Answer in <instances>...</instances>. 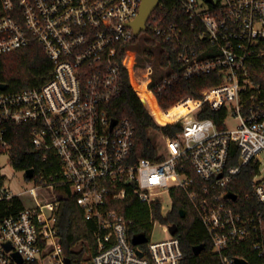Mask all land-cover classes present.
I'll return each mask as SVG.
<instances>
[{
  "label": "built area",
  "instance_id": "1",
  "mask_svg": "<svg viewBox=\"0 0 264 264\" xmlns=\"http://www.w3.org/2000/svg\"><path fill=\"white\" fill-rule=\"evenodd\" d=\"M161 1L144 30L150 27L172 42L187 78L219 71L222 79L203 91L197 108L175 121L183 125L177 136L164 134L169 154L134 160V124L122 118L111 127L104 105L122 90L131 52L127 48L122 56V50L136 35L130 22L143 0H0V54L37 41L53 62L41 85L0 91V264H19L14 252L24 261L66 264L57 228L60 184L96 222L97 251L89 264H183L181 240L170 224L168 237L153 241L151 232L160 222L154 219L147 241L135 244L133 221L111 205L133 194L164 206L166 197L173 202L175 188L187 192L209 234L210 248L198 255L210 257L209 264H264V208L237 209L239 194L233 199L227 188L252 163L254 195L264 205V83L254 75L256 64L264 66V0H175L192 20L188 30L168 20ZM143 68L142 80L151 90L155 62ZM169 84L165 78L158 90ZM205 102L229 109L224 128L197 115ZM9 123L32 124V143L50 160L48 174L40 169L28 177L23 169L31 188L15 189L6 172L13 165ZM233 144L239 161L228 165ZM188 162L201 183L186 170ZM14 198L24 202L18 212L10 210Z\"/></svg>",
  "mask_w": 264,
  "mask_h": 264
},
{
  "label": "trees",
  "instance_id": "2",
  "mask_svg": "<svg viewBox=\"0 0 264 264\" xmlns=\"http://www.w3.org/2000/svg\"><path fill=\"white\" fill-rule=\"evenodd\" d=\"M161 3L166 4L164 11L167 13L168 20L179 23L185 30L189 29L192 20L177 7L175 0H162ZM147 31L148 36L141 45L136 47V62L138 66H145L147 62H157L160 67V70L154 72L150 84V88L156 96L150 91L153 97V105L162 115L185 99L200 102L198 99L203 97V91L206 88L221 82L222 73L219 71L187 78L184 74L185 65L177 61L172 42L167 40L165 36L156 34L150 27L147 28ZM137 43L138 36L134 35L131 40L124 44L122 56L127 48ZM52 69L53 62L41 43L32 42L24 47L0 54V86L5 83L7 91H18L26 87L41 85L51 76ZM165 69H167L166 72L163 71ZM254 75L257 82L264 83V77H262L264 76V66L262 64H256ZM165 78L170 79V84L159 91L158 84L163 82ZM0 91H2L1 87ZM143 91L141 87L135 86V83L132 84L128 69L124 68L121 92L107 101L104 106L110 118H128L134 124L135 142L132 147L134 160L142 157L162 159L163 156H158V149L150 136V130L157 129L167 136L174 137L183 130V125L180 121L164 122L167 124L159 123L157 114L151 111L152 114L151 108L149 110L143 102L144 100L148 104L146 96L141 93ZM228 113L227 107L213 109L207 102L197 111V115L201 118H213L220 128L225 127L224 120ZM2 126L3 124L0 123V128ZM31 131L32 124L30 123L8 124L7 138L12 143V163L15 168L20 170L34 168L36 172L44 169L48 174L52 169L50 160L49 162L43 160V152L37 150L32 143ZM238 161L239 148L233 144L228 165L237 164ZM58 167L59 161L56 160V168ZM186 170L198 183H201V178L191 163H186ZM256 170V166L252 163L243 166L239 174L234 176L227 186L230 191L239 194V199L233 205L241 211H257L264 208V205L259 203L254 195L252 178ZM57 188L62 191L57 210V228L61 236L64 256L75 263L85 264L87 261L86 253L89 252V256L92 257L97 251L96 222L85 217L84 210L78 205L76 196L71 193L66 185L60 184ZM9 202H13L10 209L13 212H18L24 207V202L17 198ZM111 205L119 209L128 221H133L131 223L133 233L148 234L153 228L154 219H159L165 225L176 223L179 227L177 235L181 240V247L185 254L183 264H209L212 261L210 257L197 255L194 252V247L197 245L210 248V237L185 190L181 188L173 190L172 207L167 214H163L164 206L162 203L156 202L150 205L140 201L133 194L125 199L112 201ZM181 209L186 210L185 216L181 215ZM79 244H81V248L76 250L75 246ZM23 264H39V262L26 260Z\"/></svg>",
  "mask_w": 264,
  "mask_h": 264
},
{
  "label": "rangeland",
  "instance_id": "3",
  "mask_svg": "<svg viewBox=\"0 0 264 264\" xmlns=\"http://www.w3.org/2000/svg\"><path fill=\"white\" fill-rule=\"evenodd\" d=\"M137 36H138V43L136 45L130 47L131 52H130V56H129L128 60H127L128 72H129L132 84L135 83V86L141 87L145 91V89L143 88L145 80H142L145 77V69L143 68L144 66H138L137 65V62H136L137 61L136 47H137V45H141L143 40L148 36V31L144 30ZM155 70H160L157 62H155ZM163 71L166 72L167 69H165ZM151 98H152V105H153V97H152V95H151ZM147 101H148V104H149V106L151 108L150 100L148 98H147ZM153 107H154L153 110L155 111L156 110L155 105H153ZM153 110L151 108V111L154 113ZM191 111H189V112H191ZM156 112H157L156 116H162L163 117L165 115V114L162 115L158 110H156ZM178 118H180V117H178ZM178 118H176L175 120L167 121V122L176 121ZM159 123H160V121H159ZM230 124L233 125L232 119L230 121ZM150 136L152 137L153 141L155 142L159 154H164V155L169 154V148L166 145V140H165V137H164V133L162 131L157 130V129H151L150 130ZM261 158L264 160V155H262ZM6 172L11 177V180H12L11 181V185L15 189L23 190L25 188H31V187L34 186L33 182H31L26 177V175L23 172V170L15 168L11 163L7 164ZM28 202L31 203V201L29 199H28ZM171 206H172V202H171L170 198L166 197V201L164 203L163 214H167L168 211L171 209ZM168 235H169V233H168L167 225H165V224H163L161 222H157L155 224L152 232H151V240H153V241L160 240V239L168 237ZM80 248H81V244L75 246L76 250H79ZM89 255H90L89 252H87L86 255H85V257L87 259L85 264H89L91 262L92 257L89 256Z\"/></svg>",
  "mask_w": 264,
  "mask_h": 264
},
{
  "label": "water",
  "instance_id": "4",
  "mask_svg": "<svg viewBox=\"0 0 264 264\" xmlns=\"http://www.w3.org/2000/svg\"><path fill=\"white\" fill-rule=\"evenodd\" d=\"M159 1L160 0H143L142 5H141V11H140L139 15L136 17V19H134L133 21L130 22V25L134 28L136 35H139L142 30L146 29L147 20L149 19V16L151 15L152 11L158 5ZM0 87H1V89H6L7 85L5 83H2ZM117 121H118L117 118H112L111 127H113L117 123ZM33 175H34V168H28L27 169V176L33 177ZM229 196L232 197L233 199H236L237 194L233 191H230ZM180 213L182 216H185L186 210L181 209ZM169 228L173 234H176L179 231V227L176 223L170 224ZM147 239H148V237L146 236L145 233H139V234L134 235L133 242L135 244H140V243L146 242ZM6 246H7V249L11 248V245L9 243L6 244ZM203 248H204V246H202V245L195 246L194 247L195 254H197V255L200 254V252L203 250ZM13 255L18 260L19 264H23L24 260L19 253L14 252ZM65 262H66V264H78V263L73 262L69 258H66ZM240 264H245V261L240 260Z\"/></svg>",
  "mask_w": 264,
  "mask_h": 264
},
{
  "label": "bare ground",
  "instance_id": "5",
  "mask_svg": "<svg viewBox=\"0 0 264 264\" xmlns=\"http://www.w3.org/2000/svg\"><path fill=\"white\" fill-rule=\"evenodd\" d=\"M143 88L145 89V91H143L141 93L143 95H145L150 100V105H151V108L153 110L154 107L152 105L151 91L148 87V80H145ZM199 104H200V102L197 100L185 99V100L179 102L176 106L169 109L163 117L157 116V120L160 121V123L175 120L176 118L184 116L185 114L189 113V111L198 107ZM154 112L157 113L156 110Z\"/></svg>",
  "mask_w": 264,
  "mask_h": 264
}]
</instances>
